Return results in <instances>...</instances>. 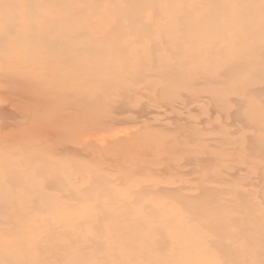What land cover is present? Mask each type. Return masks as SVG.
<instances>
[{"label": "rangeland", "instance_id": "rangeland-1", "mask_svg": "<svg viewBox=\"0 0 264 264\" xmlns=\"http://www.w3.org/2000/svg\"><path fill=\"white\" fill-rule=\"evenodd\" d=\"M216 1L238 13V22L228 13L221 24L197 13ZM21 2L13 12L0 8V21L10 20L0 22V264H264V0ZM19 20L28 24L21 27ZM233 36L238 46L228 41ZM80 59L88 67L69 70ZM171 63L207 75L171 70ZM34 69L50 74L27 85L5 75ZM72 88L95 107L109 109L110 97L128 103L124 116L101 127L86 117L59 129L28 122L29 115L39 116V100L45 111L57 93L70 100ZM135 128L143 131L133 134ZM162 130L170 131L169 139L157 138ZM128 131L131 140L122 146L105 142ZM148 135L157 139L149 142ZM23 146L40 148L45 170L33 171L30 161L38 159L17 152ZM200 153L211 155L210 165L199 172L184 168L171 179L193 183L202 176L215 189L210 199L191 187L185 192L198 196L189 202L169 194L152 195L151 203L138 195L134 202V180H171L162 170L139 171L140 163L166 155L187 161ZM132 161L137 168L128 171ZM27 163L30 173L61 179L64 188L35 192L36 182L21 171ZM76 167L97 172L71 175ZM9 169L19 176H7ZM161 209L177 212L181 224L164 226L163 215L152 214ZM221 222L235 233L224 236L236 241L234 252L183 248L192 242H185L191 226L209 235L197 240L204 244L221 238L209 227ZM159 244L166 246L155 249Z\"/></svg>", "mask_w": 264, "mask_h": 264}, {"label": "bare ground", "instance_id": "bare-ground-1", "mask_svg": "<svg viewBox=\"0 0 264 264\" xmlns=\"http://www.w3.org/2000/svg\"><path fill=\"white\" fill-rule=\"evenodd\" d=\"M20 4H22L21 0H0V8H5L6 6L10 7L11 8L10 12H13L14 9L16 8V6H20ZM228 7L229 6L227 4L224 5V3H221V2L218 3L216 1V3L211 5V6L210 5H202L200 7V9H198L197 13H206V14H208L210 16V19L214 20L218 24H221V21L226 16L225 13H228L230 15L228 17L232 16L231 19H235L234 23L238 22V21H236L238 19V13H229L230 11H229ZM179 10H182V11L184 10V7H183L182 3H180V5H178V11ZM24 13H27V12L24 11ZM6 21L10 22V20H8V19H6ZM6 21L1 20L0 22L1 23L2 22L7 23ZM13 22L14 21H12V23ZM26 24H28V22L19 20V23L17 25H20L21 27H24ZM13 25H15V24L13 23ZM21 29L22 28H20L19 30H21ZM25 29H23V30L25 31ZM15 30H18V29L15 28ZM18 31H15V33H17V34L20 33ZM23 32H22V34H23V36H25L26 34L24 35ZM261 32H262V30H259V31L255 32V33L260 34ZM18 35H20V34H18ZM30 35L32 36L33 34L31 33ZM23 36H21V37H23ZM259 38H260V36H259ZM228 41H230V42L233 41V44H235V46H238L237 37L233 36V38L229 39ZM50 44H49V46L51 47ZM44 46H46V45H44ZM22 55H21V57H22ZM177 57H179V56H177ZM19 58H20V56H19ZM179 58L182 59L181 57H179ZM204 59H206V55L204 56ZM193 62H194V60H193ZM11 63H12V61H11ZM85 64L80 59L79 61H77L75 63H72L73 67L69 68V70L74 69V72L76 71V72L80 73V70H82L83 68L85 69V68L88 67V66L85 67L87 65V64L86 65ZM178 65H179V67H178ZM178 65H175V63H171L170 64L171 70H178L180 72L184 71L185 73H187L190 76H192V75H194V76L195 75L206 76L207 75V73H203L202 71L197 72V70L195 68L194 69L183 68V65H181V64H178ZM38 70L39 71H36L35 69L33 71H29V72L26 71V74H24V75H17L18 72L17 73L10 72L9 74L7 72L5 75H7L6 77H9V78L11 76H13L12 78L15 79L14 81L12 80L13 82H16V83H19V82L22 83L23 82V83H26V85H27V83H29V82L30 83H35L34 81H29V80H36L34 78L44 79V78H47L49 76V74H50V70L49 69H46L45 71H43L42 69H38ZM7 71H9V70H7ZM19 73H21V72H19ZM26 85H23V86H26ZM19 89H21V88H19ZM59 89H60L61 92H63L66 89V86L63 83H61L59 85ZM24 91H25V89H24ZM32 92H34V91H32ZM55 92L57 93V91H55ZM68 93H69V91H68ZM42 94L43 93L39 94V96L42 95ZM120 94L121 93H118V95H120ZM86 96H87V94L85 92H83L82 90L78 89V88H72L71 92L69 93V97H70L69 99L70 100H68V98H65V97H59L58 93H57L55 96H51L52 105H51L50 108L46 109L45 111L42 109L43 108L42 104L44 102L39 100L41 98L40 97L38 99L39 100V104H38V106H36L37 111L39 113V116L37 117L36 115H29L28 116V122H32V120H33V122L31 123L32 125H34L36 123L43 124L44 125V126L42 125L43 129L45 127H51V128H54V129H59V128H63L66 124H71L73 122H75V123L77 121L78 122H81V121L85 122V120H86L85 117H86L89 121H93V123H98L99 127H101L102 124H103V121H109L110 119H113L114 115H116V114H119L120 116H124L123 107H126V105H128V103H126V102L121 103V104L119 103L120 105H117V103H115V101L116 100L118 101V99L110 97L109 100L105 101V103L110 105L111 107L109 109H107V108L104 109L105 106L102 105L99 102L96 105V107L93 106L95 104L94 103V99L86 98ZM109 96H111V95H109ZM91 105H92V109L94 111L98 112V111H100L99 109L102 110V111L99 112V115H97V113H94L93 111H90L89 108H90ZM85 106H89V108L84 110L83 108H85ZM22 108H24V107H22ZM40 108L42 109L41 112L39 111ZM45 108H46V106H45ZM104 111H106L108 114L106 115V113ZM41 113H42V115H41ZM26 118H27V116L25 117V119ZM75 119H77V121ZM15 127L18 128V125L15 124ZM22 127H24V126H22ZM142 131H141L140 128H135L131 132L133 134H139ZM169 132L170 131H168V130H166V131L162 130L161 133L158 134L157 138H159L161 140L163 138L169 139V137L171 136L170 134H167ZM177 135H178V133H177ZM71 137H72V135H71ZM131 137L132 136H130V133L128 131V132L125 133V136L115 135V136L112 137V139L110 138L111 141H105V142L111 143L112 145L110 147H114V146H118V145L122 146L125 143H127L126 141L131 140ZM157 138L154 137L153 135H148L146 137V140H148L150 142L153 139H157ZM171 138L176 140V136H174V137L172 136ZM80 142L84 146H86L88 144L86 142L85 138H82V141H80ZM103 146L109 147L108 144H104ZM31 148L32 149H30V148H28L26 146H23L22 148H18L17 152H20L21 155H23L24 157L25 156H30V157L38 159L37 161H34V160L30 161V163L34 164L32 166V169H33V171H35V173H36V171L45 170V168L47 167V162L44 159V157H42L39 154L38 151H39L40 148L38 146L35 147V148H33V147H31ZM80 148L82 149L81 145H80L79 149H77V151H80L81 150ZM69 152H71V150H69ZM169 155H172V154H169ZM167 156L168 155H166V157L165 156H154V157H152V160L149 161V162L147 161L146 164L145 163H143V164L140 163L139 164L140 165L139 171L147 174V173H149L151 171L162 170V172H164V174L168 175L169 179H171L174 176V174H177V173H180V172H185L184 168L186 170H190V171L195 170V171L199 172V171H201V169L204 166H208V165L211 164L210 163V156L211 155L209 153H206V154L205 153L204 154L200 153L199 155H196L193 159L190 158L187 161H184V160L180 161V160H176L174 157L170 158V157H167ZM147 157L148 156H146V158ZM107 165H108V162H105L103 167H105ZM25 167L26 168L24 170L22 169L23 168L22 167L21 171H23V172L27 171L28 172V173L26 172V174L28 175L27 178L29 180L32 179L33 185H34V182H36V185H34L35 186V188H34L35 192L42 193L41 191L44 190L46 187L47 188H58V189L64 188V184L65 183H63L61 179H58V178L57 179H52L51 177H48V176H46L44 174H40V176H36L35 173L33 174V173L29 172V163H27L25 165ZM136 168H137V164L134 161H132L129 164L127 170L128 171H135ZM97 169L99 170V168H97ZM125 170L123 169V171H125ZM93 172H97V170L91 169V168L90 169H86V167H84V168L76 167V168H74V169H72L70 171V174L73 175V173H79V174H83L84 177H87L89 174H92ZM17 174H19V173H18V171H15V170L9 169V170L6 171V175L9 176V177H12V178H15L16 176H19ZM71 175H70L69 179H71ZM93 178L95 179L96 175ZM90 182H91V180L87 181V183L89 185H91ZM144 182H145L144 183L145 185L141 184L139 181H135L134 180L133 182H131L129 184V187L130 186L137 187L135 189V191H137V196H135L134 202H138L139 203L138 195H142V196H147L148 199H149V200H145V202L151 203L150 200H153V198L155 197V196H152V195H156V194H158V195H160V194H169L172 197H174L176 200L189 202L190 200H192L193 198L197 197L198 195L203 196L204 198L210 199V197L212 195H214V192H215V189H213L211 187H208L206 185L207 181H205V179L202 176L201 177H197L194 180L193 183H188L187 181H183V180H180V179H171L169 181L168 180L163 181L160 178H158L157 175L155 177H153L152 179H150V180H144ZM40 187H42L41 190L39 189ZM191 187H195L196 189H198V192H199L198 195H196V196L195 195H189V194H187L185 192L187 190V188H191ZM37 197L39 198V196H37ZM127 199H128V197L125 194L122 195L121 200H125L127 202ZM151 208H156L157 209L158 207L155 206V207H151ZM195 211L197 212V210H195ZM152 214L155 215V216L163 215V217L161 218V221H162L163 224H165L164 226L170 225V224H166V222H169L171 220H174V222L179 224V225L181 224V216L177 212L174 213V211L171 210V209H168V210H162V209L161 210H156ZM221 218H223V217H221ZM207 224L208 223L206 222L205 226H207ZM209 227H211V229L213 228L216 231L220 232L221 238L218 239L216 237H214V238L212 237L209 241H206V242H204V240H200V241L204 242V244L203 243L200 244V243L197 242V240H199V238L207 239V237L209 235L204 234V233H200L199 229H195L194 227L191 226L190 229L188 230V233H189L188 236L189 237H187L185 239V242H188L189 240L192 241V242H189L183 248H187L188 250H192L193 248H194V250H200L202 248H204V249H206V248H210V249L217 248V249H220L223 252H230V253L235 251V249L238 247V245H236V243H235L236 241L231 243V242L225 241V238H224V236H226V235L231 237L232 234L233 235L235 234L234 232H232L230 230L229 227L225 226L223 224V222H221L219 225L217 223H215L214 225L209 226ZM158 229H160V231L164 230L163 227L162 228H158ZM103 245L107 246L105 244H103ZM161 246L162 247L166 246V244H161ZM161 246L159 244L155 249L162 248ZM171 246L173 247L174 245L172 244ZM175 247H176V245L174 246L173 249H175ZM108 248H109V246H108ZM241 248H242V246H241ZM86 264H89V263L86 262ZM231 264H236V263H231Z\"/></svg>", "mask_w": 264, "mask_h": 264}]
</instances>
